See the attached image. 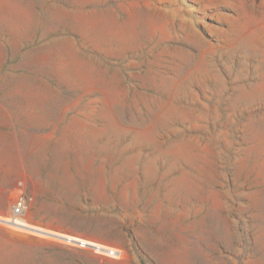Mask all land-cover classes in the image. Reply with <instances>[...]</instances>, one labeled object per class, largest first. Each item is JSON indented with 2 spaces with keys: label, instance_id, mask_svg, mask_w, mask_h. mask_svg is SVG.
Instances as JSON below:
<instances>
[{
  "label": "rangeland",
  "instance_id": "1",
  "mask_svg": "<svg viewBox=\"0 0 264 264\" xmlns=\"http://www.w3.org/2000/svg\"><path fill=\"white\" fill-rule=\"evenodd\" d=\"M21 182V183H19ZM0 264H264V0H0Z\"/></svg>",
  "mask_w": 264,
  "mask_h": 264
},
{
  "label": "built area",
  "instance_id": "2",
  "mask_svg": "<svg viewBox=\"0 0 264 264\" xmlns=\"http://www.w3.org/2000/svg\"><path fill=\"white\" fill-rule=\"evenodd\" d=\"M21 183V182H19ZM27 202L26 199L24 197V195H17L15 197V199L12 201V203L9 205V213L8 215H6L5 217L7 218V220H0V223H4L8 226L17 228V229H21V230H25V231H29L35 234H40V235H47L46 233H43L40 230L37 229H33V228H26L23 225H21V223H23L24 221H27L25 219V214L27 212ZM47 236H52L55 238H60V237H56L53 235H47ZM63 240H66L67 242L70 243H75L76 245L86 248H92L94 251L96 252H100V253H104L106 255L109 256H113V257H120L121 256V251L118 249H114V248H110V247H104L101 245H91L89 243L83 242V241H75V240H71V239H64V238H60Z\"/></svg>",
  "mask_w": 264,
  "mask_h": 264
},
{
  "label": "bare ground",
  "instance_id": "3",
  "mask_svg": "<svg viewBox=\"0 0 264 264\" xmlns=\"http://www.w3.org/2000/svg\"><path fill=\"white\" fill-rule=\"evenodd\" d=\"M0 220H7V218L5 216L0 215ZM21 225H23L24 227H26L28 229L29 228H33V229L40 230L43 233H46L47 235H53V236H56V237H60V238H64V239H71V240H75V241H83V242L89 243L91 245H99V244L91 243L89 241H85V240H82V239H79V238L72 237L70 235H67V234L52 230V229H48V228H44V227L36 225V224H32V223H30L28 221H24L23 223H21ZM101 246H103V245H101Z\"/></svg>",
  "mask_w": 264,
  "mask_h": 264
}]
</instances>
